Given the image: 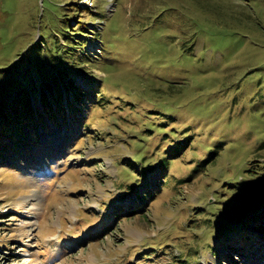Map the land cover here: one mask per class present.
I'll return each instance as SVG.
<instances>
[{
	"label": "rangeland",
	"instance_id": "rangeland-1",
	"mask_svg": "<svg viewBox=\"0 0 264 264\" xmlns=\"http://www.w3.org/2000/svg\"><path fill=\"white\" fill-rule=\"evenodd\" d=\"M84 37L85 72L53 67ZM63 69L67 119L0 151V264H264L235 234L264 215V0H0L4 103Z\"/></svg>",
	"mask_w": 264,
	"mask_h": 264
},
{
	"label": "trees",
	"instance_id": "trees-1",
	"mask_svg": "<svg viewBox=\"0 0 264 264\" xmlns=\"http://www.w3.org/2000/svg\"><path fill=\"white\" fill-rule=\"evenodd\" d=\"M65 39V38H64ZM66 39H68V37H66ZM86 38H79L78 40V49L76 51H71V52H65V50H69L70 48L68 47V44H66L67 46L65 47V41L63 42V46L61 47V50H59L57 48V46L55 45L54 48H49L48 49V56L50 59V63L53 64L54 66H57L58 69H60L61 65H64L65 60H70V62H75V63H71L69 66V70L70 68H73L72 66H74L75 68H77L78 71H74V72H85L84 71V65H85V59L87 58V53L86 51H83L82 48L84 46V44H86ZM37 48L42 49L41 45H38ZM43 50V49H42ZM46 51V50H45ZM66 55H64L65 53ZM79 53V54H78ZM77 56V57H76ZM73 58V59H72ZM48 68L51 70L52 67H50L49 63H44L40 69L41 72L46 71L45 69ZM47 69V70H48ZM64 73V80L62 81L60 79V75L54 73L53 74V81L48 82V80H45V85H43V87L41 88V85H39L38 87H40L38 89V95L36 94V91H31L29 94L27 93L26 89L23 87V84L21 82H18V85L15 84V86L18 88L19 91H21V98L16 95L14 96L13 94L9 95V99H6V104L4 103V96L0 95V151L2 147H6V149L8 148H12L16 145H18V140L16 139L15 136L17 135H21L22 132V128H32V129H37L36 126L41 123L42 124V119L45 118V116H50L52 117L51 119H54V121H58L57 120V115L55 113V109L56 108H60V115L62 120L65 121L67 119V114L64 110H63V103L62 101H60L62 99V95H61V87L65 88H72V90L75 91L74 96L75 97H80L81 93H83L85 90L80 88L81 86H79V83L76 82L74 80V76L69 75L68 71L66 72L63 69ZM18 77V76H16ZM67 78V80L65 79ZM92 81V80H91ZM60 83V84H59ZM97 86V83L94 84V87ZM3 92V91H2ZM91 93L97 98V100L102 97L103 95L101 94V92L99 90L96 89H92ZM30 96L35 100L34 102H36V104L38 103V101L40 102L41 106H42V111H39L38 108H34L33 107V103L30 101ZM8 100V101H7ZM56 102V106H52V101ZM99 101H91V104H98ZM72 106V105H71ZM75 107V106H72ZM194 117V116H192ZM191 117V118H192ZM39 119V120H38ZM184 128H189V125H185ZM201 128H197L196 131L199 132ZM23 133V132H22ZM192 133L193 130H192ZM192 135V134H191ZM26 141H24L25 143ZM19 144H21V141H19ZM263 143H261L260 146H262ZM4 151L0 152V154H2V156L4 157ZM177 153H179L177 151ZM209 158L212 157L211 155H208ZM248 163V162H247ZM164 163L163 161H161L158 165L159 168H164ZM197 166V165H196ZM195 166V170H198V167ZM242 173H245V175H252V174H257L259 173L258 179H264V165L260 167L256 166V165H251L250 163H248L247 165H245L244 167H242L241 170ZM164 181V180H163ZM231 185L229 189L230 193H235L237 192L238 188H236L232 183L227 182V186ZM251 185V184H248ZM249 191L251 194L254 195L255 193V189L256 187H249ZM146 189H149V187H146ZM145 189V190H146ZM156 191V190H155ZM145 192V191H144ZM219 198V196H218ZM230 198H225V201L227 202V204L231 201L229 200ZM235 201L234 203L237 201V197L234 198ZM245 199V196H243L242 201ZM263 204V203H262ZM254 211H256V209L254 208ZM259 212H254L253 216L251 218H247L248 220H250L251 222L247 223H251L253 224V226L255 227V230H251V229H244V226L241 225V228L237 230L236 236V240L237 241H241L244 244H247V241H249L248 247L250 246V244L252 245L253 240L252 238H255V240H263L264 239V215H260L258 214ZM234 217V216H233ZM211 218V217H210ZM214 218L216 220H213V222H215V225L218 227L215 228L218 229L219 231H221L222 229H224L225 227H231L234 224H238L237 222H240L241 219H243L244 217H241V215L236 216L235 218H231L227 220H220V218H218L217 216H214ZM212 219V218H211ZM246 219V218H245ZM233 220V221H232ZM239 226V225H238ZM215 229V230H216ZM213 230V229H212ZM217 231V230H216ZM252 235V237H251ZM236 245L233 246V248H236ZM210 249H212V247H209ZM194 254H191L190 257H194ZM189 257V254L187 255Z\"/></svg>",
	"mask_w": 264,
	"mask_h": 264
},
{
	"label": "bare ground",
	"instance_id": "bare-ground-1",
	"mask_svg": "<svg viewBox=\"0 0 264 264\" xmlns=\"http://www.w3.org/2000/svg\"><path fill=\"white\" fill-rule=\"evenodd\" d=\"M35 199H36V197L34 198V201H35ZM32 204H35V205H36L37 203H36V202H34V203H32Z\"/></svg>",
	"mask_w": 264,
	"mask_h": 264
}]
</instances>
